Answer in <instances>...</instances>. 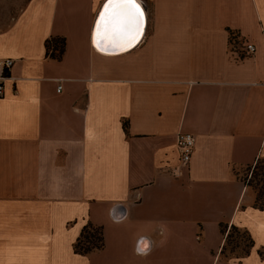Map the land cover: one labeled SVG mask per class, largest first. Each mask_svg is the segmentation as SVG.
<instances>
[{
    "label": "crops",
    "instance_id": "1",
    "mask_svg": "<svg viewBox=\"0 0 264 264\" xmlns=\"http://www.w3.org/2000/svg\"><path fill=\"white\" fill-rule=\"evenodd\" d=\"M136 1L144 36L107 55L92 41L106 0H0V58L15 61L0 264H264V209L238 174L264 159V0ZM179 133L196 139L187 165ZM89 223L104 246L76 253ZM222 226L250 234L248 254L222 253Z\"/></svg>",
    "mask_w": 264,
    "mask_h": 264
},
{
    "label": "trees",
    "instance_id": "2",
    "mask_svg": "<svg viewBox=\"0 0 264 264\" xmlns=\"http://www.w3.org/2000/svg\"><path fill=\"white\" fill-rule=\"evenodd\" d=\"M65 39L55 37L46 41V54L53 58L61 59L64 53ZM259 167V168H257ZM260 171V173H259ZM258 179L257 182L251 181L252 177ZM242 182L246 186H250L256 192V201L254 207L260 210L264 209V159H258L256 163L247 168L246 175L241 176ZM231 230L238 231V228L235 226L231 227ZM222 232L226 233V226H222ZM247 233V232H245ZM250 239L249 250L246 254L249 253L250 249L253 247V240L250 234H246ZM232 234L228 233L226 236V245L224 246L222 253L226 252V246L230 242ZM104 246L103 231L102 228L96 227L91 223L87 224L78 238L74 249L76 253L79 254H88L95 250H100ZM260 256L264 258V253L260 252Z\"/></svg>",
    "mask_w": 264,
    "mask_h": 264
},
{
    "label": "bare ground",
    "instance_id": "3",
    "mask_svg": "<svg viewBox=\"0 0 264 264\" xmlns=\"http://www.w3.org/2000/svg\"><path fill=\"white\" fill-rule=\"evenodd\" d=\"M119 4H131L132 7H136L140 14L142 15V26L140 29L135 30V28H133V33H130L128 36L130 37V39L128 40L127 43H121L122 41L119 40V36H121L120 34L117 33V31H115V35L112 37V35L114 34V31L112 29H120L123 30V24L126 25L125 21L122 18L121 14V10L119 9ZM118 5V6H115ZM116 8H118L116 10ZM127 15L131 12V8L127 9ZM126 16V14H125ZM132 17L133 20L136 19L133 15L132 12ZM98 18V17H97ZM118 20H122L123 24L119 23ZM137 20V19H136ZM97 21V20H96ZM96 24V23H95ZM95 27V26H94ZM145 28H146V15L145 12L143 11L141 4L139 2H137L136 0H124V1H117L115 3H113L112 6H110V8H107V10L105 11V13L101 16L99 25H98V30L96 32V35L93 34L92 36V41L93 44L96 48V46L98 47V51L107 55H116V54H121L124 53L128 50H130L131 48H133V46H135L136 44H138L142 37L144 36L145 33ZM135 30V33H134ZM94 33V30H93ZM115 38V39H114ZM120 42V43H119ZM111 43L117 44V46H119L117 48L116 46V50L112 51L109 49V46ZM101 46L103 47L102 49L99 50V48H101Z\"/></svg>",
    "mask_w": 264,
    "mask_h": 264
},
{
    "label": "built area",
    "instance_id": "4",
    "mask_svg": "<svg viewBox=\"0 0 264 264\" xmlns=\"http://www.w3.org/2000/svg\"><path fill=\"white\" fill-rule=\"evenodd\" d=\"M255 47L248 45L246 47L247 54H254ZM15 61L11 58H0V99L5 95V84L10 78L11 69ZM62 91V85H59L57 92ZM195 136L190 133H179L177 136V149L179 153L180 162L182 165H187L191 161L192 154L195 147Z\"/></svg>",
    "mask_w": 264,
    "mask_h": 264
},
{
    "label": "water",
    "instance_id": "5",
    "mask_svg": "<svg viewBox=\"0 0 264 264\" xmlns=\"http://www.w3.org/2000/svg\"><path fill=\"white\" fill-rule=\"evenodd\" d=\"M117 1H124V0H106V2L102 6V8L100 10V13L98 15V18H97V21H96V24H95V27H94V33H93L94 35H96V32L98 30V25H99L101 16L105 13V11L107 10V8H110V6H112L113 3L117 2ZM115 6H118V5H115ZM118 7L121 10V14L120 15H122V18L126 22L125 23L126 25L123 24V21L122 20H118L120 24L121 23L123 24V30H120V29L115 30L116 28L115 29H112L114 31V34L112 35V37L115 35V31H117V33L121 35V36H119L120 37L119 40L122 41L121 43H127L128 40L130 39V37L128 35L130 33H133V28H135L136 32H137L138 29L141 28L142 21H143L142 20V15L140 14L139 10L136 7H132L131 4H129V5L128 4H123V5L122 4H119ZM127 7L132 9L131 12L128 15H127V12H126V11H128V10H126ZM141 7L143 9V6L142 5H141ZM117 9L118 8H116V10ZM143 11H144V9H143ZM132 12H133L134 17L137 20L136 19L133 20ZM125 14H126V16H125ZM135 30H134V33H135ZM116 46H117V44L111 43L110 46H109V49L112 50V51H114V50H116L119 47V46H117V48H116ZM135 46H133V48ZM96 48L98 49L97 46H96ZM102 48L103 47L101 46V48H99V50L102 49Z\"/></svg>",
    "mask_w": 264,
    "mask_h": 264
},
{
    "label": "rangeland",
    "instance_id": "6",
    "mask_svg": "<svg viewBox=\"0 0 264 264\" xmlns=\"http://www.w3.org/2000/svg\"><path fill=\"white\" fill-rule=\"evenodd\" d=\"M14 16V12L12 13ZM12 16V17H13ZM7 82V81H6ZM259 168V167H257ZM247 172L246 170L240 171L238 173L241 176H245ZM260 173V171H259ZM259 179V178H258ZM254 176L251 178V181L254 183L258 181ZM228 233L232 234V238L230 242L226 246V252L224 253L227 257H240L246 254V252L249 250V244H250V239L246 235L245 231H234L229 228L226 230Z\"/></svg>",
    "mask_w": 264,
    "mask_h": 264
}]
</instances>
